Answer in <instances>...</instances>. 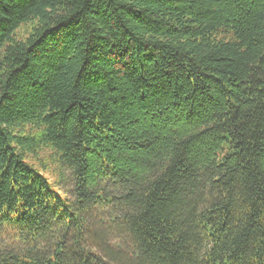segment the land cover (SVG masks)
I'll return each mask as SVG.
<instances>
[{"label":"trees","instance_id":"1","mask_svg":"<svg viewBox=\"0 0 264 264\" xmlns=\"http://www.w3.org/2000/svg\"><path fill=\"white\" fill-rule=\"evenodd\" d=\"M0 264H264V0H0Z\"/></svg>","mask_w":264,"mask_h":264}]
</instances>
